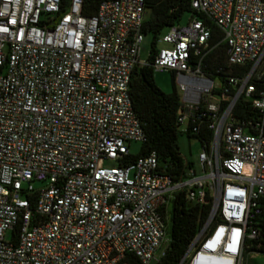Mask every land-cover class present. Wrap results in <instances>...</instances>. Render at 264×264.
<instances>
[{"label":"built area","instance_id":"built-area-1","mask_svg":"<svg viewBox=\"0 0 264 264\" xmlns=\"http://www.w3.org/2000/svg\"><path fill=\"white\" fill-rule=\"evenodd\" d=\"M81 5L0 0V264H154L179 191L209 209L177 264H243L264 226V0H189L200 17L168 26L144 62V0H103L90 16ZM218 45L227 68L207 74ZM142 65L171 73L199 173L173 180L153 151L129 159L145 138L129 94Z\"/></svg>","mask_w":264,"mask_h":264},{"label":"trees","instance_id":"trees-1","mask_svg":"<svg viewBox=\"0 0 264 264\" xmlns=\"http://www.w3.org/2000/svg\"><path fill=\"white\" fill-rule=\"evenodd\" d=\"M101 1L103 0H82L81 13L85 16L94 14ZM144 9L146 16L142 23V32L152 38L147 61L151 60L155 52L153 45L160 29L173 25L184 12L199 16L190 8L189 0H144ZM211 30L213 38L218 37V32L212 25ZM218 67L222 70L227 68L223 45L213 48L206 56L202 69L207 74H216L215 70ZM231 69L237 74L246 70L245 67ZM129 94L132 109L141 122L145 137L139 150L130 155L129 159L145 156L153 151L158 164L160 163L159 168L173 180L179 179L189 164L181 157L177 147V137L180 133L177 127L179 95L174 91L171 93L161 91L153 81V69L149 65L137 66L132 70ZM246 109V103L239 99L235 105V115L242 116L244 112L246 113ZM185 135L198 138V134L185 133ZM261 205V213L257 220L264 225V196ZM208 209V204L187 200L183 191L175 193L168 210V243L163 254L154 264H177L197 228L205 220ZM248 252L264 253V226H261L260 233L255 239L245 241L242 255L245 257Z\"/></svg>","mask_w":264,"mask_h":264},{"label":"rangeland","instance_id":"rangeland-1","mask_svg":"<svg viewBox=\"0 0 264 264\" xmlns=\"http://www.w3.org/2000/svg\"><path fill=\"white\" fill-rule=\"evenodd\" d=\"M189 13L184 12L177 22L174 24L182 26L190 18ZM146 12L144 13V17ZM167 32V27L160 29L158 33V38L154 41V48L159 49L162 47H167L168 45L161 41V37ZM152 38L149 34H144L142 41L139 46L138 58L139 62H144L148 56ZM153 81L155 85L165 93L176 92L178 94L175 82L171 73L167 70H153ZM141 143L137 141H129L126 145L127 150L130 154H135L140 147ZM177 147L178 152L183 159H185L196 173H199L197 156L200 152V144L194 137H187L183 132L180 131L177 137ZM105 166L113 165L112 161H106ZM160 165V163H159ZM33 185L36 187L39 183L34 182ZM5 238H9V232L5 233ZM152 264V263H150ZM243 264H264V253L260 252H248L245 257L243 255Z\"/></svg>","mask_w":264,"mask_h":264},{"label":"clouds","instance_id":"clouds-1","mask_svg":"<svg viewBox=\"0 0 264 264\" xmlns=\"http://www.w3.org/2000/svg\"><path fill=\"white\" fill-rule=\"evenodd\" d=\"M223 238V232H219L211 241L210 244L203 247V250L209 254H216L217 248L221 244V240Z\"/></svg>","mask_w":264,"mask_h":264}]
</instances>
